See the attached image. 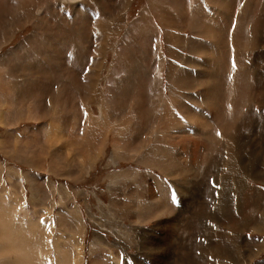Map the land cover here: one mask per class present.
Returning <instances> with one entry per match:
<instances>
[{
  "label": "rangeland",
  "instance_id": "1",
  "mask_svg": "<svg viewBox=\"0 0 264 264\" xmlns=\"http://www.w3.org/2000/svg\"><path fill=\"white\" fill-rule=\"evenodd\" d=\"M244 1L236 0L239 5L235 8ZM55 2L58 4V0H0V86H4L0 90V213L8 216L6 224L10 222L23 238L15 246L22 245L23 240L28 242L24 246H33L38 264H95L107 261L108 252L114 250L121 261L125 259L123 264H264V45L263 49L250 48L248 23L241 22L234 37L236 68L231 67L233 60L229 57L228 62L216 63L218 50L188 58L181 52L184 58L177 67L187 65L185 62L197 65L193 68L191 64L187 68L189 77L184 78L188 85L192 80L194 88L173 94L167 75L170 58L166 66L160 64L158 68L167 57L163 28L155 21L147 49L142 45L145 55L141 48L127 52L116 46L120 51L116 58L113 51L102 58L105 36L100 28L97 34L95 25L103 21L111 27L115 18L114 24L123 18L119 14L126 15L123 23L130 25L139 18L146 0H79L74 7L60 0L63 5L59 3L56 9ZM159 2L154 0L153 4ZM261 3L258 0L256 7ZM62 12L73 20L66 21ZM35 29L45 34L32 43L27 35ZM127 32L125 28L117 32V44L122 47ZM158 43L162 59L155 50ZM179 46L183 48L182 43ZM228 51L234 53L226 48L225 56ZM234 70L236 79L232 80ZM211 73L217 81L210 83ZM41 77L50 78L42 84L41 80L31 82ZM56 81L61 83L58 103L52 98L49 116L40 98L31 94H46ZM206 88L213 90L215 99L222 103L216 115L207 113L205 107L196 108L187 98L180 100L194 107L188 110L194 118H188L187 132L174 127L175 135H170L169 147L175 146V152L183 154L182 160L172 154L166 162L174 170L169 172L175 174L174 180L182 184L177 188L172 184L173 177L158 168L161 154L157 149L165 147L160 146L163 141L169 142L162 136L167 130L160 117L168 108L167 101L179 99L182 93L195 99L214 95ZM78 90L79 130L75 111ZM16 93L19 97L30 94L25 106H21L23 101ZM170 109L176 114L172 120L186 122L174 107ZM195 114L201 115L199 120ZM50 121L63 128L60 138L53 136ZM203 125L209 131L200 128ZM222 127L225 131L247 132L249 139L240 143L241 162L223 153L224 144H213L216 131L221 132ZM181 135L184 139L179 138ZM220 141H224L223 134ZM115 144L120 151H115ZM144 147L151 159L141 161L131 156ZM92 157H96L93 163ZM12 171L19 175H12L11 180ZM130 171L135 175L126 176ZM242 173L245 176L236 197L230 192L237 185L232 181ZM15 177L19 178L16 184ZM210 180L219 187L212 188ZM157 183L163 184V190ZM15 189L18 200L8 197ZM62 189L68 192L63 198L65 208ZM167 192L172 212L158 216L142 211L140 223L132 218L135 212L129 215L121 209H109L112 198L142 207ZM157 207H151V211ZM73 231H78L80 242L75 238L74 246L79 256L72 254L69 246ZM17 253L10 251L7 259L13 260ZM118 257L115 260L121 262Z\"/></svg>",
  "mask_w": 264,
  "mask_h": 264
},
{
  "label": "bare ground",
  "instance_id": "2",
  "mask_svg": "<svg viewBox=\"0 0 264 264\" xmlns=\"http://www.w3.org/2000/svg\"><path fill=\"white\" fill-rule=\"evenodd\" d=\"M66 1V0H64ZM70 1H73V0H70ZM76 1V0H75ZM154 1V0H153ZM153 1H149L148 4H146V8H145V11L147 12V14L150 15V18L153 19V21L156 22V24H160L161 27L163 28L162 29V33H164V37L166 38L165 40H167L168 44H169V47H168V54H169V58H170V61H168V64L167 66H169V70H167V75L169 77V84H170V89L172 91V93H176V90L177 92L178 91H192L193 88H194V85L192 83V80H191V85H188L185 81L184 78H187L189 77V70L187 69L191 64L194 67H197V65L195 63H192V62H185L187 63V65H184V66H181V67H177L176 66H173L172 64H175L176 62H179L182 58H184V55H181V51H180V43L181 41H185L183 37H179L178 35H176L174 33V28L175 26L171 23V21L169 20L168 16H167V11L170 9H166L165 6L162 4V6L160 7H155L154 4H153ZM238 1V0H237ZM257 1L258 0H246L243 2L242 6H240L239 8L236 7V4L239 5V2L236 3V0H171L172 2V5L174 6V9L175 7L177 6V4H180V3H183L185 6H184V10L187 11V14H188V20H189V23L191 25H193L194 27L196 28H200L203 23H208V27H207V31H203L205 34V38H211V39H214L215 36L219 35L218 32L222 33L223 35V32H227V34L229 33V26L231 25V20L233 21L234 19H236L234 22L238 21V23H241V22H244L245 25L248 23V26H250V41H252V46L250 48H253V49H263V45H264V0H262V3L261 5H259L260 7H256L257 6ZM261 1V0H260ZM156 5V4H155ZM180 8H181V5H179ZM148 7V9H147ZM208 9H210V14H209V17L205 18V19H202L203 16L208 13ZM141 11V10H140ZM142 11H144L142 9ZM237 11V12H236ZM173 12V11H172ZM235 13H237V15L235 16ZM140 14V13H139ZM143 15V14H141ZM148 15V16H149ZM179 15V14H178ZM217 15V16H216ZM223 18L225 21H226V26L224 25L223 26V22L220 19L217 20V24L214 22V19L215 18H219V17ZM149 18V17H148ZM176 18V17H175ZM155 19V20H154ZM176 20V19H174ZM173 21V20H172ZM179 21V20H178ZM175 22V21H174ZM233 22V23H234ZM144 23V22H143ZM237 23V22H236ZM250 23V25H249ZM118 24L120 27H123V18H120L119 21L116 23ZM179 24V23H178ZM177 24V25H178ZM183 24V23H182ZM144 25V24H143ZM142 24L139 23V26L137 27V29H140L142 28L143 26ZM145 26H147L148 28L150 27L148 24H145ZM235 26V25H234ZM98 27L102 30V33L103 35L105 36V47L107 50H111L112 49L109 47V41L112 37H115V35L117 34V30L119 29L118 26L116 25H113V26H108L107 23H103L100 22V26L98 25ZM180 27V26H178ZM237 27V26H236ZM235 27V29H236ZM144 28V27H143ZM192 30V29H191ZM234 30V29H233ZM106 31V32H104ZM137 31V30H136ZM180 31V30H179ZM231 31V30H230ZM130 32V31H129ZM197 32V31H196ZM232 32V31H231ZM143 33V32H142ZM141 33V34H142ZM148 33V31H147ZM146 33V34H147ZM150 33V32H149ZM144 34V33H143ZM249 34V33H248ZM138 35V33H137ZM139 36V35H138ZM137 36V37H138ZM226 36V35H225ZM228 37L231 38V42H229L228 40H225V43L224 45L222 46V48L224 47L225 50L226 48H231V50L234 52V53H230L229 51L227 53H230V54H226L225 56V52H220V58H219V62H225L227 61L228 62V57L230 58V60H233V57L235 55V58H236V55L238 53L235 52L234 48H233V42L235 43V38H234V35L233 34H228L227 35ZM102 37V36H101ZM136 37V38H137ZM200 37V35H199ZM202 37H204L202 35ZM103 38V37H102ZM140 38V37H139ZM221 38V37H219ZM218 38V39H219ZM147 39V38H146ZM222 39V38H221ZM229 39V38H228ZM238 39V38H237ZM208 41V40H207ZM213 41V40H212ZM100 42V41H99ZM216 42V41H215ZM219 42V41H218ZM222 42V40H221ZM112 44H114V41L111 42ZM185 43H187V45L183 48H187L189 49V52H191V44L194 43L193 40H186ZM184 43V44H185ZM237 43V42H236ZM229 44V46H228ZM101 45H102V41H101ZM100 45V46H101ZM216 45V44H215ZM235 45V44H234ZM237 45V44H236ZM184 46V45H183ZM221 46V45H219ZM194 47V46H193ZM192 47V48H193ZM218 47V46H217ZM156 48H157V56L159 57V53L161 54L160 52V45L159 43L156 45ZM237 48V47H236ZM235 48V49H236ZM182 49V48H181ZM201 49V48H200ZM212 49V48H211ZM216 49V48H215ZM221 49V48H220ZM106 50V51H107ZM134 50V49H133ZM208 52V51H207ZM154 54V53H153ZM206 55V54H205ZM210 55V54H208ZM156 57V56H155ZM218 57V56H217ZM157 58V57H156ZM206 58V57H205ZM183 61V60H182ZM209 61V60H208ZM211 61V60H210ZM215 62L217 63L218 61L215 60ZM214 62V63H215ZM183 63V62H181ZM197 63V62H196ZM222 67V66H221ZM208 69V68H207ZM211 69V68H210ZM209 69V70H210ZM236 70L233 71L232 75H233V79L232 80H235L236 78L234 77V74H235ZM212 75V80L210 81L211 82H214L216 79L214 78L215 75L213 73H211ZM231 75V74H230ZM209 76V75H208ZM218 76V75H217ZM211 77V76H210ZM208 79V78H207ZM215 79V80H214ZM209 81V80H208ZM217 81V80H216ZM209 83V84H210ZM232 82H230L229 84H231ZM234 84V83H233ZM236 84V83H235ZM97 85V84H96ZM196 85V84H195ZM213 85V84H212ZM210 85V86H212ZM232 85V84H231ZM223 86V85H222ZM233 86V85H232ZM214 87V86H213ZM216 87V85H215ZM224 87V86H223ZM234 87V86H233ZM99 89V88H98ZM207 89V92H212L213 94L215 93L213 90H209L208 88ZM225 89V88H224ZM227 89V88H226ZM219 90V89H218ZM234 90V88H233ZM217 91V89H216ZM154 92V91H153ZM181 92V93H182ZM235 92V90H234ZM218 93V91H217ZM95 94V93H94ZM97 94V93H96ZM98 94H100L98 92ZM178 95V94H176ZM92 96V95H91ZM96 96V95H95ZM94 96V97H95ZM100 96V95H99ZM175 96V95H174ZM179 96V95H178ZM97 97V96H96ZM181 98H187L188 101L193 105L196 106V108H200V107H205L207 113L209 114H215L219 111V106L220 103L219 101H217L215 99V94L214 95H203L201 96V98H193L192 96L189 97V95H185L183 96V93L181 96H179V99H175L173 100H170V101H167V107L166 108L167 110L164 111V113L161 115L160 118L162 122H164L165 124V129L167 130V132L164 133L163 138L165 140H168L169 142H166V141H163L161 143L160 146H165L163 148H159L157 149V153L161 154V157L158 158L157 160H161V162L159 163L158 165V168L164 172V174L167 176V177H173V179L171 178V181H172V184L174 186H176L177 188H179L180 186L179 185H182L180 182L174 180L175 178V174L173 173H169L170 171H172L169 167H167V159L173 154L174 158H181L182 160V155H180L181 153L180 152H175V146L174 147H169V144H171V141H172V138L170 137V135H175L174 134V130L173 129L174 127H178L180 130H181V133H183L184 131L187 132V130H184V128H189V125H188V118H190V120L194 118V116H192L188 110H191L192 108L194 107H191L189 104H187V102H182L180 100H182ZM96 99V98H94ZM92 100V99H91ZM90 102V101H89ZM160 103H162V101H160ZM224 103V102H223ZM169 104H174L176 106H178L177 108L179 109V114L180 115H183L182 116V119L184 118V120L186 122H182V120L180 121L178 118L175 120H172V116H171V113L169 112ZM228 104V103H227ZM165 106V105H164ZM232 106V105H231ZM226 107V103L224 104L223 106V109H225ZM191 112V111H190ZM203 113V112H202ZM186 114V116H185ZM219 114V113H218ZM196 115V114H195ZM226 116V114H225ZM197 117V120H199V118L201 117L200 114H197L196 115ZM195 117V118H196ZM214 117V116H213ZM206 118V117H205ZM216 118V117H215ZM222 118V117H221ZM88 119V118H87ZM157 119V117H156ZM218 120V119H217ZM195 122H193L194 124ZM217 123V122H216ZM201 124V123H199ZM227 124H232V122H228ZM196 125L198 126V123H196ZM200 128L206 130L207 127L206 126H200ZM198 129V128H197ZM210 129V128H209ZM224 127H222L221 129V132L224 136V141H220V139L216 136L215 140H214V143L213 144H218L220 146V144H224L226 150L223 151L224 154H227L230 156V158L232 156L234 157H237V160H240L241 162V157H242V144H240L241 142H243L244 140H248L249 137H247V132L246 131H241V130H237V129H228L227 131L223 130ZM208 130V129H207ZM220 130V129H219ZM252 130V129H251ZM209 131V130H208ZM233 131V132H232ZM238 131V132H236ZM177 132V131H176ZM196 132V131H195ZM246 132V133H245ZM208 136V135H206ZM189 137V136H188ZM180 139H184V137L181 135L179 136ZM203 139V138H201ZM206 139V138H205ZM200 140V139H199ZM206 142V141H205ZM119 147H117V144H115V151L119 150L118 149ZM120 151V150H119ZM149 151V149H148ZM94 153V152H93ZM96 153V151H95ZM152 154V153H151ZM99 155V154H98ZM219 155V154H218ZM131 156H134L136 160H141V161H145V160H148V159H151L152 157L148 155L147 151L145 150V147L144 148H140L138 151H136L135 153H133V155ZM84 157V156H83ZM98 157V156H97ZM96 157H92L91 158V162H93L95 160ZM177 158V159H178ZM227 158V157H226ZM225 159V158H224ZM180 160V159H179ZM156 161V160H155ZM230 161V160H229ZM235 162V160H234ZM66 164V163H65ZM69 164V163H68ZM231 164V163H230ZM237 164V163H236ZM174 171V170H173ZM172 171V172H173ZM169 173V174H168ZM187 173V172H186ZM244 173V172H243ZM241 174L239 178H235L233 179L232 182H235L236 181V186L234 189L230 190L231 193H234V196L238 197L239 194H240V191L241 189L239 188V184H241V181H242V177H244L245 175L244 174ZM126 176H131V175H135L134 171H130L128 172L127 174H125ZM181 175V174H180ZM219 175V174H217ZM247 175V174H246ZM182 176V175H181ZM229 176V175H228ZM219 179H222V176L219 175ZM224 177V176H223ZM232 177V176H231ZM230 177V178H231ZM229 178V177H228ZM227 177H224V179H228ZM241 178V180H240ZM177 179V178H176ZM229 180V179H228ZM227 180V181H228ZM232 180V179H231ZM240 180V181H239ZM231 183V181H230ZM158 186H159V189L160 190H163V184L162 183H157ZM223 188L225 189H228V186L226 185V183H221ZM220 185V184H219ZM230 185V184H229ZM13 186V185H12ZM11 186V187H12ZM221 186V185H220ZM15 187V186H13ZM231 189V188H230ZM223 189L220 190V193H222ZM63 193V196L61 198L63 204L64 205V201L63 198H66L68 197V192L65 190V189H62V192L61 194ZM65 195V196H64ZM166 196V197H165ZM169 196V197H168ZM246 196V195H245ZM13 200H18L17 198V195H13ZM20 197V196H19ZM21 198V197H20ZM168 198H170V194L165 193L161 196V194L158 196V199L155 200L152 204H147V205H143L142 207H135V206H131V203L130 202H124L121 201H117L116 198H112L110 200V205H109V209L111 211H117L119 209L122 210L123 213H127V214H131L132 212H135V214H133L132 218L134 219L135 223H140L141 222V219L143 218V215H142V211H145V213L147 215H151L152 212H154L155 215H158V216H163V215H166V214H169L172 212L173 210V206L170 205L169 203V200ZM220 198V197H218ZM59 199V198H58ZM20 200V199H19ZM17 202V201H16ZM35 202V201H34ZM158 205L157 208H155V211H151V207H156ZM67 207L64 205V208ZM61 208V207H60ZM70 210V209H68ZM4 213H0V227H6L8 224L6 219L8 218V216H5L3 215ZM72 214V213H71ZM72 216L75 217L74 214H72ZM60 217V216H59ZM30 223V222H28ZM79 224V223H78ZM9 228L11 229V231H13L12 233L14 235H18L19 234H16L17 233V229H16V233L12 227V225H10V222H9ZM15 228H18L15 227ZM20 229H23V228H20ZM19 229V230H20ZM26 230V229H25ZM78 234V231H73L71 237H72V242H70V248L72 250V254L75 253V255L79 256V252L76 248L75 245V238H77V234ZM26 235V233H24ZM28 234V233H27ZM21 235V234H20ZM11 237H13L12 235H10ZM16 237V238H17ZM19 238V237H18ZM22 238V236H21ZM20 238V239H21ZM68 238V237H67ZM23 239V238H22ZM21 239V240H22ZM78 239V238H77ZM12 240V239H11ZM10 240V241H11ZM14 240V238H13ZM19 241V239H18ZM24 241V240H23ZM78 241L80 242V240L78 239ZM22 244V243H21ZM24 244V243H23ZM16 244H13L11 248H15ZM25 245V244H24ZM102 245V244H101ZM23 246V245H22ZM58 246V245H57ZM100 246V245H99ZM7 247V246H6ZM26 247V246H25ZM61 248V247H60ZM100 248V247H99ZM98 248V250H99ZM28 250V255H25V253H17V259L13 262V264H38V261H35L34 260V254L33 251H30L29 248H27ZM7 250V248H6ZM3 251V250H2ZM0 252V255L1 253L3 252ZM25 251V250H24ZM65 251V250H64ZM117 250H114V251H110L108 252V255L106 256V260L107 261H98V262H95V264H123L122 262H118L117 260H115L116 257L119 256V253L117 254L116 253ZM47 253V252H46ZM60 253V252H59ZM67 253V252H65ZM69 253V252H68ZM70 254V253H69ZM68 254V255H69ZM22 255V256H21ZM65 255V254H63ZM62 255V256H63ZM67 255V254H66ZM66 255L64 257H66ZM38 256V255H36ZM42 257V256H41ZM63 258V257H62ZM68 258V257H66ZM119 258V257H118ZM64 261L66 262L65 258H64ZM68 263V261H67ZM60 264H64L63 262H60ZM125 264V263H124ZM135 264H142L141 262H136Z\"/></svg>",
  "mask_w": 264,
  "mask_h": 264
},
{
  "label": "crops",
  "instance_id": "3",
  "mask_svg": "<svg viewBox=\"0 0 264 264\" xmlns=\"http://www.w3.org/2000/svg\"><path fill=\"white\" fill-rule=\"evenodd\" d=\"M43 1H45V0H43ZM149 1H152V0H146V3L145 4H148V2ZM160 2L159 3H157L156 5H155V3H154V6L155 7H160V6H162V4L165 6V8L168 10L169 8V10L167 11V16H168V18H169V20L171 21V23L175 26V28H174V33L176 34V35H178L179 37H183L184 38V40L186 41V40H193L194 41V43H192L191 44V52H189V49H185V48H182V49H180V51L184 54L185 52L188 54V56L186 57V58H188V57H193L194 55H198V56H208V54H212L213 52H216V50H218V57H217V63H219V58H220V52H225V48L223 47L222 48V46L224 45V43H225V40H228L229 42H231V40H230V37H228L227 35L228 34H233L234 35V37H235V34L237 33L238 34V32H239V30H240V28H239V26H240V23H238V21H236V22H234L235 20H233V21H231V25L229 26V33L227 34V32H223V35H222V33H220V32H218L219 33V35H217V36H215V38L214 39H211V38H205V33L203 32L204 30L205 31H207V27H208V23H203V25L199 28H196V27H194L193 25H191L190 23H189V20H188V14H187V11L186 10H184V4L183 3H180V4H177V6L175 7V9H174V6L172 5V2H171V0H159ZM174 1H176V0H174ZM63 2V1H62ZM68 2V3H67ZM79 2V0H73V1H70V0H66V3H64V4H66V5H71L72 7H74L75 6V4L76 3H78ZM86 2H93V0H86ZM131 2V1H130ZM130 2L128 3V4H130ZM42 3V2H41ZM60 3V0H58V4ZM81 3V2H80ZM49 4H51V2L50 3H48L46 6L48 7L49 6ZM56 2H55V9H56V6L58 5ZM61 5H63V3H60ZM83 6H85V4H84V1H82V3H81ZM60 5V6H61ZM179 5H181V8H180V6ZM129 6V5H128ZM128 8V7H127ZM126 8V9H127ZM145 8H146V5L142 8L144 11H142V9H141V11H139V13H138V15H139V18L137 19V20H135L133 23H131L130 25L129 24H127L126 25V22H124V25H123V27H121V28H119L117 31L119 32V30H121V29H124L125 28V30H127L128 32H127V34H128V38L127 39H123L122 40V43H123V47H122V44H117V43H119V41H117V39H116V35H115V37H112L111 39H110V41H109V47L112 49V51L114 52V56H115V58L117 57V54L120 52V51H118L117 49H116V46H120L121 48H123L125 51H127V52H132V51H134L135 49H140L141 48V53L143 54V55H145V49H147V45H148V42H149V40H148V38H149V35L152 33V32H154L155 30H154V27L152 26V22H153V20H151L152 18H150V15L149 14H147V12L145 11ZM40 9V8H39ZM147 9H148V7H147ZM70 10V9H69ZM173 11V12H172ZM208 11V13H206L204 16H203V18L202 19H205V18H207V17H209V14H210V9H208L207 10ZM86 14V13H85ZM141 14H143V15H141ZM179 14V15H178ZM149 15V16H148ZM123 16V18L125 17L126 18V15H124V14H119L118 15V17L120 18V17H122ZM205 16H207V17H205ZM217 16V15H216ZM117 17V18H118ZM149 17V18H148ZM176 17V18H175ZM219 17V16H218ZM103 18V17H102ZM101 18V19H102ZM221 17H219V18H215L214 19V22L217 24V20L218 19H220ZM116 19V18H115ZM115 19H114V21H115ZM174 19H176V20H174ZM223 18H221V20H222ZM73 20V17L71 18L70 17V19H66V21H68V22H71ZM155 20V19H154ZM173 20V21H172ZM179 20V21H178ZM114 21H112V26L113 25H116V26H119L118 24H114ZM119 21V20H118ZM117 21V22H118ZM175 21V22H174ZM116 22V23H117ZM145 22H147V24H149V28L147 27V26H145V24L144 23ZM222 24H223V26L225 25L226 26V21L223 19L222 20ZM234 22V23H233ZM139 23L140 24H144L143 26H142V28H140V29H137V27L139 26ZM179 23V24H178ZM183 23V24H182ZM178 24V25H177ZM233 25V28L231 27ZM235 25V26H234ZM46 26V25H45ZM178 26H180V27H178ZM207 26V27H206ZM237 26V27H236ZM144 27V28H143ZM235 27H236V29H235ZM95 28H96V32H97V28H99V27H97V25H95ZM192 29V30H191ZM234 29V30H233ZM137 30V31H136ZM180 30V31H179ZM232 32H231V31ZM130 31V32H129ZM147 31H148V33H147ZM162 31V30H161ZM197 31V32H196ZM33 32V33H32ZM62 32H63V30H62ZM144 34H143V33ZM150 32V33H149ZM163 32V31H162ZM137 33H138V35H137ZM142 33V34H141ZM147 33V34H146ZM187 33V34H186ZM45 34V33H44ZM44 34H42V33H39L38 32V29H35V30H31V32H29L28 33V35L27 36H29L30 37V42H32V43H34L35 41L36 42H38V41H40V36H42L43 37V35ZM97 34H98V32H97ZM184 34H186L187 36H185ZM162 35H163V39H164V42H165V51H166V59L164 60L163 59V62H161V63H159L158 64V68H160V64H161V67L164 65V66H166L165 65V62H167L168 61V55H167V49H168V47H169V44H168V42H167V40H165L166 38L164 37V33H162ZM199 35H200V37H199ZM202 35L204 36V37H202ZM226 35V36H225ZM138 36V37H137ZM137 37V38H136ZM140 37V38H139ZM219 37H221V38H219ZM95 38V37H94ZM147 38V39H146ZM219 38V39H218ZM229 38V39H228ZM76 39V41L77 40H79L80 41V39H77V38H75ZM150 39V38H149ZM225 39V40H224ZM208 40V41H207ZM213 40V41H212ZM221 40H222V42H221ZM25 41V40H24ZM23 41V42H24ZM43 41V40H42ZM112 41H114V44H112L111 42ZM185 41H181V43L184 45L183 47H185L186 45H187V43H185ZM216 41V42H215ZM219 41V42H218ZM22 43V42H21ZM185 43V44H184ZM25 44V46H27V43H24ZM216 44V45H215ZM104 45H105V43H104ZM142 45H144V47H145V49L144 48H142ZM219 45H221V46H219ZM194 46V47H193ZM218 46V47H217ZM95 47H96V45H95ZM193 47V48H192ZM201 48V49H200ZM212 48V49H211ZM216 48V49H215ZM221 48V49H220ZM134 49V50H133ZM97 50V49H96ZM155 50L157 51V48H155ZM108 51H111V50H107L106 51V47H105V49L103 50V52H102V58H106V53L108 52ZM208 51V52H207ZM146 53H147V51H146ZM206 54V55H205ZM161 54H159V59L161 58V56H160ZM154 58V57H153ZM162 58H163V55H162ZM161 58V59H162ZM73 59H74V55H73ZM159 59H155L154 58V60L155 61H158ZM178 64V62H176L175 64H172L173 66H176ZM64 66V65H63ZM163 66V67H164ZM49 78L50 77H41L40 79H38L37 81H31V82H34L35 84L36 83H39V81L41 80V84H42V82L44 81H47V80H49ZM32 79H34V78H32ZM55 79H60L61 81H64V79H63V77H56L55 76ZM31 80V79H30ZM43 82V83H44ZM55 84H56V86H50L49 87V89H48V92L45 94L44 92H37V93H32L31 95H37L38 96V98H40V100H41V106H42V108H44L45 109V112H47V115H49V112L50 111H52L53 110V106H52V103H53V99L52 98H56L57 96H58V94H59V90L58 89H60V85H61V83H59V84H57V81L55 82ZM4 88V86H0V90L1 89H3ZM46 90V89H45ZM63 93H64V91H63ZM19 94H17L16 93V96H17V99L21 102V101H23V102H21L22 103V105L21 106H25L26 104H23V103H26V101L28 100V97L30 96V94H28V95H26V94H23L22 93V95H21V97H19L18 96ZM73 95V94H72ZM16 96L15 95H10V97H15L16 98ZM79 96V99L77 98ZM58 98H56V102L58 103V100H57ZM61 99V98H60ZM33 100H35V99H33ZM73 100H75V98H74V96H73ZM54 104V103H53ZM80 105H81V99H80V92H79V90H78V92H77V94H76V108H75V111H76V113H77V115H78V118H79V122H78V126H79V128H77L78 130L80 129V126H81V114H80ZM169 107L170 108H172V107H174V109H176V111L178 112V113H180L179 112V110H178V106H176V105H174V104H169ZM169 108V112L171 113V109ZM132 110H134V108L132 109ZM52 114H50L49 116H51ZM174 115H176V114H174V113H171V116L173 117ZM85 118H86V116H85ZM57 122H55V121H50V125L51 126H54L53 128H52V134H53V136L55 137V138H60V134L63 132V128H61V127H59V126H55V124H56ZM124 126H125V124H124ZM126 126H128V125H126ZM78 130L76 131V133L77 134H79V132H78ZM52 140H53V138H52ZM56 141V140H55ZM62 145H63V143H62ZM54 147H56V146H54ZM57 147H60V146H58L57 145ZM97 150H99V147H98V149ZM30 162H33V159H31L30 158ZM91 163H93V162H91ZM12 175H19L18 173L16 174V172L15 171H12V173H11V175H9V178L12 180V178L11 177H13ZM7 177H8V175H7ZM18 179L19 178H17V177H15L14 178V180H15V184H16V182H19L18 181ZM9 180V179H8ZM30 181H31V183L33 184V182H34V179L33 178H31L30 179ZM24 183L26 184V182L24 181ZM16 187H18V186H16ZM16 190V189H15ZM19 193H17V190L14 192V193H9L8 194V197H12L13 195H18ZM12 199H13V197H12ZM13 231H11V229L9 228V226L7 225L6 227H0V252L2 251L3 253H1V255H0V264H13V262L18 258L17 256H14V259L13 260H10V259H7L8 257H9V254H10V251H13V252H20V253H25V255H28V247H25L24 246V244H26L27 243V245H28V242H26V241H23V243L24 244H22V245H18V246H16L15 248H11L12 247V245L13 244H17L19 241H18V239H20L21 238V236H19L18 235V237H17V235H14L13 233H12ZM10 235H12L13 237H11ZM17 237V238H16ZM13 238H14V240H13ZM12 239V240H11ZM22 239V238H21ZM11 240V241H10ZM7 246V247H6ZM33 247V246H32ZM32 247H30V251H32ZM6 248H7V250H6ZM25 250V251H24ZM22 256V255H21Z\"/></svg>",
  "mask_w": 264,
  "mask_h": 264
},
{
  "label": "snow or ice",
  "instance_id": "4",
  "mask_svg": "<svg viewBox=\"0 0 264 264\" xmlns=\"http://www.w3.org/2000/svg\"><path fill=\"white\" fill-rule=\"evenodd\" d=\"M231 67L232 68H236V63H235V60L232 61V64H231ZM85 116H87V113L85 112ZM215 135L218 137V138H222V133L217 130ZM70 154V153H69ZM209 184L212 188H218L219 186L216 184L215 180H210L209 181ZM172 200L175 201V198L172 197ZM42 224H44V221H42Z\"/></svg>",
  "mask_w": 264,
  "mask_h": 264
}]
</instances>
